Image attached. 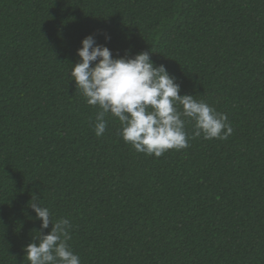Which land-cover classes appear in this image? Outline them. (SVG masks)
I'll return each mask as SVG.
<instances>
[{
	"label": "trees",
	"instance_id": "16d2710c",
	"mask_svg": "<svg viewBox=\"0 0 264 264\" xmlns=\"http://www.w3.org/2000/svg\"><path fill=\"white\" fill-rule=\"evenodd\" d=\"M88 35L149 51L233 133L158 158L110 116L97 137L68 74ZM32 194L81 264H264V0H0V264H29Z\"/></svg>",
	"mask_w": 264,
	"mask_h": 264
},
{
	"label": "clouds",
	"instance_id": "9594fccd",
	"mask_svg": "<svg viewBox=\"0 0 264 264\" xmlns=\"http://www.w3.org/2000/svg\"><path fill=\"white\" fill-rule=\"evenodd\" d=\"M105 35V40H110ZM77 49L79 61L70 65L68 74L89 106L98 109L94 133L102 136L106 116L119 121V135L137 153L160 157L169 150L189 147V140H226L233 127L225 113L192 95H180V85L164 65H154L149 51L121 56L85 36ZM192 124L191 134L186 124ZM27 207L40 221V231L23 248L29 264H81L68 241L70 221L53 219L41 198L32 194ZM50 231L43 233L44 229Z\"/></svg>",
	"mask_w": 264,
	"mask_h": 264
}]
</instances>
